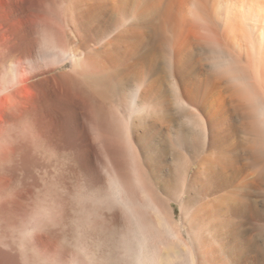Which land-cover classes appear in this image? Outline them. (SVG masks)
Masks as SVG:
<instances>
[{"label":"bare ground","instance_id":"1","mask_svg":"<svg viewBox=\"0 0 264 264\" xmlns=\"http://www.w3.org/2000/svg\"><path fill=\"white\" fill-rule=\"evenodd\" d=\"M51 153L147 201L138 264H264V0H0V264H87L28 219Z\"/></svg>","mask_w":264,"mask_h":264},{"label":"rangeland","instance_id":"2","mask_svg":"<svg viewBox=\"0 0 264 264\" xmlns=\"http://www.w3.org/2000/svg\"><path fill=\"white\" fill-rule=\"evenodd\" d=\"M53 154L54 153L43 156L44 157L43 159L48 158L49 160V158L52 157L51 160L57 161L55 162L57 164L59 163L58 166L57 164H54V161L51 160H50L52 162L51 165L50 163H47L51 166L50 168L52 170L51 169L50 170L52 171V173L50 170H49L50 172L49 171L47 172L46 169L45 170L43 169V172L41 173L38 182H36L37 184L32 182L31 180L25 182L26 185L25 188H29L30 186H33L31 200H29L30 202L27 203L28 205L27 207L31 210V215L28 218L29 221L30 219H32L31 217L32 215L35 214L40 215L41 219H43L45 225L44 227H46L44 228V231L47 233L46 236L48 235L47 236L48 244L53 245L54 243V245L59 250L62 251L64 250L63 252H66V254L68 253L67 256L68 255L69 256L67 258L71 260L78 259L87 264H94V263L100 264L101 262L104 264H138L140 262L143 263V260L145 258L143 257L145 256L144 251H146L145 248H147V247H143L142 244L144 237L149 236L148 238L149 243L152 244L153 243L155 244L158 241L157 236L154 235L153 233L151 234V232L148 233V231H150L148 227H146L145 225L143 226L144 223L142 222L144 221L143 214L147 213L149 210L147 201L143 200L144 201L143 205L145 206V208H148V210L144 209L141 204L140 205L137 204L138 206L137 207L132 202L130 203L129 200L124 199L122 197L123 195L120 194L121 193L120 188L117 186V183L112 178L113 176L109 175L107 171H106V175L110 176V178L108 177L107 180L105 181L106 183L100 185V183L97 182L98 178L96 177V173L94 172L95 169L94 166L92 165L93 163L91 162L92 159L90 158L91 156H88L86 154L88 158L86 155L85 156L80 155L79 158H76L78 157L76 156L77 154L73 153L69 158L67 157L64 158V156L66 155H64L63 153L55 154V156H53ZM53 157L56 158L53 159ZM67 159L68 161L71 160V162L70 161L67 162L68 164L66 163ZM72 161L74 162L73 164H71ZM65 163L67 164L66 165L67 168L68 166L73 167V165L79 163L76 165L77 168L75 166H74L75 168L74 167L72 168V171H74L75 173L77 172L76 174L80 175L79 176L80 180L76 179L78 175L77 176L75 175L76 178L75 176L74 177L70 175L68 176V174L66 173L67 168L65 167ZM84 164H88V165L90 164V166L88 167L89 168L88 175L87 174L83 175L81 173L82 171L80 169L81 167L82 168L84 167ZM83 176H85L84 178H86L85 181ZM81 179L83 182L81 181ZM98 186L100 187L102 186V188H99ZM128 202L130 204H128ZM136 207L138 209L141 208L139 209L138 213L136 212L137 210L134 211V209H137ZM173 208L175 209L176 219H179V215L181 212L179 205L174 203ZM54 215L57 216V218H59L60 220H58ZM4 216H5L4 219H6V221L3 219L2 222H0V224L1 225H3V223L5 224L2 227L4 231L6 230L5 234H8V237L11 238L13 242H15L14 244H16L17 247H19L17 241L18 239L24 238L23 233H26L24 227L27 225L26 224L27 222H25L24 224V221L26 220L21 216L19 218V216L17 215L16 217L19 218L20 222L17 225H13L10 221L11 217L9 219L7 218L6 215ZM21 221H23V223H21ZM53 227L58 229H53ZM49 230L51 231V233ZM53 236L54 238H52ZM140 258L142 260H140ZM48 259H50V257ZM48 259L44 258L43 260L42 258L41 263L50 264L51 261L52 262L51 264H59V262H57L56 259H54L53 261L52 257L50 261Z\"/></svg>","mask_w":264,"mask_h":264}]
</instances>
